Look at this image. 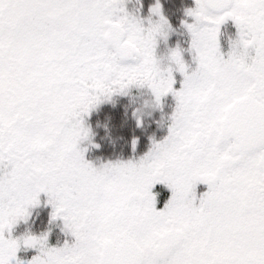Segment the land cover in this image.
I'll use <instances>...</instances> for the list:
<instances>
[{
	"label": "snow or ice",
	"instance_id": "1",
	"mask_svg": "<svg viewBox=\"0 0 264 264\" xmlns=\"http://www.w3.org/2000/svg\"><path fill=\"white\" fill-rule=\"evenodd\" d=\"M148 12L0 0V264H264V0H194L186 47L164 57L159 0ZM228 20L238 43L225 54ZM130 85L157 106L172 95L167 135L136 162L93 167L82 118ZM157 184L170 193L159 208ZM40 193L71 243L12 237ZM21 247L37 254L18 259Z\"/></svg>",
	"mask_w": 264,
	"mask_h": 264
},
{
	"label": "rangeland",
	"instance_id": "2",
	"mask_svg": "<svg viewBox=\"0 0 264 264\" xmlns=\"http://www.w3.org/2000/svg\"><path fill=\"white\" fill-rule=\"evenodd\" d=\"M159 2L161 4L162 15L167 19L171 29L166 38L157 39L156 55L158 57H164L170 48L176 46L181 48L186 47L185 42L187 41L188 36L180 22L181 20L186 19L184 15L185 9L193 7L194 0H159ZM154 3L155 0H122L124 10L130 15L137 16L145 21V23L149 18L148 9ZM151 19L154 22L156 17L153 16ZM220 32L221 51L226 54L228 50L226 42L229 38L235 36V28L232 21L228 20L221 25ZM184 59L186 62H190V57L187 52L184 53ZM176 78L177 81H179L180 77L178 75ZM178 86L179 84L177 83L174 87ZM102 105L108 107L116 114L120 113L122 121L121 124H119L118 130H116L112 126L111 118L94 119L89 116V119H92L93 123L92 132H101V137L99 136L97 141L103 143L102 145L107 153L111 152L109 156H104L105 160L101 166L107 163L136 162L149 150L153 142H159L162 140L167 135L168 124L170 122L169 117L175 107V101L171 94H167L161 97L159 105L157 106L147 87L130 85L127 89L123 90V92L113 93L107 99L102 98L101 101L94 108L90 109L89 112ZM131 115L135 119L134 121L136 123L134 124V128L137 130L136 132H134V129L129 130V134H127L128 136L124 137L119 134V130L123 131L130 127L128 124L130 117H132ZM82 120L84 121V118H82ZM137 120L140 121L139 126L137 125ZM84 127L88 129L86 124ZM89 132L91 136L88 134L85 139L81 140L77 145L78 149L84 150L86 143L82 142L88 141L91 137H94V134L90 129H88V133ZM134 139L136 141L135 148L132 146V141ZM94 145H97V143ZM105 145H110V147ZM87 155L90 157L94 156L95 150L89 149ZM197 188L200 191L197 190ZM154 191L160 192L159 198L161 199L158 198V203L156 205L157 208H159L163 205L170 193L163 185L159 184L155 186ZM202 191H204V189L198 184L196 186L197 194ZM38 200L39 204L37 206L28 209L29 216L27 220L18 221L13 226L11 230L12 237L16 238L25 234L39 236L46 233V244L48 247H60L66 240L71 243L73 238L63 230V222L59 218L54 221L50 220L52 206L51 204L46 203L48 197L44 193H40L38 195ZM42 211H46V217L42 223L39 224L37 229L36 224L38 223L39 218L43 215ZM36 254V249H24L21 247L17 253V258L27 261Z\"/></svg>",
	"mask_w": 264,
	"mask_h": 264
},
{
	"label": "trees",
	"instance_id": "3",
	"mask_svg": "<svg viewBox=\"0 0 264 264\" xmlns=\"http://www.w3.org/2000/svg\"><path fill=\"white\" fill-rule=\"evenodd\" d=\"M96 119V118H111L112 121V126L118 130L119 128V124H121L122 121V117L121 114H116L115 112H112L108 107H104L99 106L97 109L92 110L91 112H89L86 116H84V121L83 124L85 123L88 126V129L91 130V132L93 131V123H92V119H89L90 117ZM132 116V115H131ZM134 117H130L129 120V124L128 126H130L128 129H124L123 131L119 130V134L123 135L124 137H127L129 134V130L134 129V132H136L137 129L134 128V124L136 123L134 121ZM84 124V126H85ZM125 127V126H124ZM95 132V131H94ZM92 132L94 134V137H91L88 141H83L82 143H86L85 148H84V159L86 162H91L92 166L99 168L101 167L103 161L105 160L104 156H109L111 152L107 153L105 151L104 146L102 145L103 143H99V141H97L98 137H101V132ZM118 133V132H117ZM90 134V132L88 133ZM91 136V134H90ZM94 141V142H93ZM92 144V145H90ZM95 143H97V145H94ZM107 146V145H105ZM109 147V145H108ZM89 149H94L95 150V155L90 157L88 154V150ZM42 216L39 218L38 223L36 224V227L38 229L39 224L42 223V221L45 219L46 217V211H42ZM54 221V220H53ZM35 227V229H36Z\"/></svg>",
	"mask_w": 264,
	"mask_h": 264
},
{
	"label": "clouds",
	"instance_id": "4",
	"mask_svg": "<svg viewBox=\"0 0 264 264\" xmlns=\"http://www.w3.org/2000/svg\"><path fill=\"white\" fill-rule=\"evenodd\" d=\"M228 40H230V46H229L230 49L235 48L237 43H238L236 37L233 36V37L229 38Z\"/></svg>",
	"mask_w": 264,
	"mask_h": 264
},
{
	"label": "flooded vegetation",
	"instance_id": "5",
	"mask_svg": "<svg viewBox=\"0 0 264 264\" xmlns=\"http://www.w3.org/2000/svg\"><path fill=\"white\" fill-rule=\"evenodd\" d=\"M192 1V0H191ZM173 11V10H172ZM200 187L202 188V189H204L205 190V185H203V184H200ZM197 190H199L198 188H197ZM200 191V190H199ZM159 199H161V198H159ZM159 205H160V203H159Z\"/></svg>",
	"mask_w": 264,
	"mask_h": 264
}]
</instances>
